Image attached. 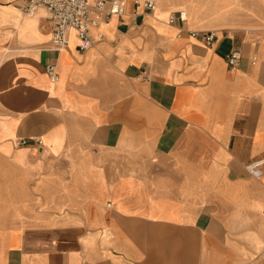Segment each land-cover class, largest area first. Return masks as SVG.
<instances>
[{"label": "crops", "instance_id": "obj_1", "mask_svg": "<svg viewBox=\"0 0 264 264\" xmlns=\"http://www.w3.org/2000/svg\"><path fill=\"white\" fill-rule=\"evenodd\" d=\"M135 1L58 53L0 0V264H264V0Z\"/></svg>", "mask_w": 264, "mask_h": 264}, {"label": "built area", "instance_id": "obj_2", "mask_svg": "<svg viewBox=\"0 0 264 264\" xmlns=\"http://www.w3.org/2000/svg\"><path fill=\"white\" fill-rule=\"evenodd\" d=\"M22 10L26 15L32 16L40 9H45L48 19L52 24L51 49L61 52L68 47L69 32L76 30L80 39V48L85 50L104 38L103 33L94 35L92 29L100 23L106 21L112 15H120L125 11L123 0H23ZM136 5H141L145 10L154 13L157 10L155 0L135 1ZM188 19L186 10L171 12L168 22L171 24L184 23ZM195 38H202L205 45H211L217 34L214 31L199 33L190 31ZM241 60V52L238 49L232 51L228 57L230 66L235 67ZM46 72L52 82L59 79L58 66L56 63L48 64ZM41 144V140H38ZM27 140L22 139L21 144H26ZM247 171L254 177L261 178L264 175V155L256 157L245 164Z\"/></svg>", "mask_w": 264, "mask_h": 264}]
</instances>
